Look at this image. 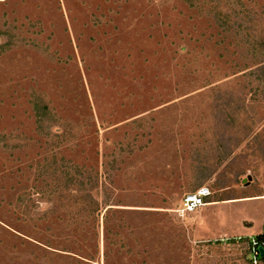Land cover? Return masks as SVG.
Listing matches in <instances>:
<instances>
[{
  "label": "rangeland",
  "instance_id": "1",
  "mask_svg": "<svg viewBox=\"0 0 264 264\" xmlns=\"http://www.w3.org/2000/svg\"><path fill=\"white\" fill-rule=\"evenodd\" d=\"M263 231L264 0H0V264H249Z\"/></svg>",
  "mask_w": 264,
  "mask_h": 264
},
{
  "label": "built area",
  "instance_id": "2",
  "mask_svg": "<svg viewBox=\"0 0 264 264\" xmlns=\"http://www.w3.org/2000/svg\"><path fill=\"white\" fill-rule=\"evenodd\" d=\"M210 195L208 187L201 186L191 192H186L181 200L180 208L177 211L181 214H187L193 212L198 207L208 204L206 197ZM264 247V231L260 237H250L247 242V250L249 251L251 264L259 263V251L258 247Z\"/></svg>",
  "mask_w": 264,
  "mask_h": 264
},
{
  "label": "trees",
  "instance_id": "3",
  "mask_svg": "<svg viewBox=\"0 0 264 264\" xmlns=\"http://www.w3.org/2000/svg\"><path fill=\"white\" fill-rule=\"evenodd\" d=\"M96 204H97V203H95V206L93 207L92 210H96ZM107 209H112V208L109 207V208H107ZM107 209H106V210H107ZM258 237H260V235H259ZM244 239L246 240V242L249 241V238H248V237H245ZM245 253L249 255V251H248V250H247ZM258 258H259V263H264V255L261 256V257L259 256ZM247 261L249 262V264H251V259H250V257L247 259Z\"/></svg>",
  "mask_w": 264,
  "mask_h": 264
},
{
  "label": "water",
  "instance_id": "4",
  "mask_svg": "<svg viewBox=\"0 0 264 264\" xmlns=\"http://www.w3.org/2000/svg\"><path fill=\"white\" fill-rule=\"evenodd\" d=\"M245 180H246V179H244L243 181H245ZM258 251H259V256H260V257L264 255V247L259 246V247H258Z\"/></svg>",
  "mask_w": 264,
  "mask_h": 264
},
{
  "label": "bare ground",
  "instance_id": "5",
  "mask_svg": "<svg viewBox=\"0 0 264 264\" xmlns=\"http://www.w3.org/2000/svg\"><path fill=\"white\" fill-rule=\"evenodd\" d=\"M216 203V202H215ZM208 204H214V202H209Z\"/></svg>",
  "mask_w": 264,
  "mask_h": 264
}]
</instances>
